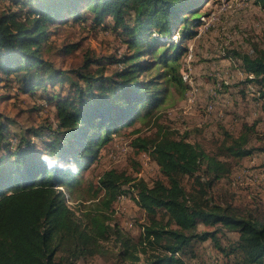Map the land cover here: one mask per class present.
<instances>
[{
    "label": "trees",
    "instance_id": "trees-1",
    "mask_svg": "<svg viewBox=\"0 0 264 264\" xmlns=\"http://www.w3.org/2000/svg\"><path fill=\"white\" fill-rule=\"evenodd\" d=\"M4 1L9 5L0 13V87L15 79L23 93L41 90L56 105L60 130L39 149L25 140L14 147L7 129L0 128V264H75L102 254L103 244L112 239L120 256L136 264H187L184 257L194 252L193 244L208 240L219 252L236 256V264H264V217L243 214L232 203L222 205L212 197L214 183L228 178L234 167L221 156L241 161L264 153V147H248L250 138L244 134L225 133L218 155L211 154L191 142L188 132L180 134L154 118L167 101L164 86L183 84L174 64L167 73L159 71L172 58L168 47L159 45L166 39L179 56L181 47L173 43L176 26L186 24L184 14H195L197 9L191 8L200 0ZM256 4L264 9V0ZM64 14L76 22L90 14L97 25L111 19L113 29L127 37L131 52L116 60L121 70L115 76L79 73L85 86L71 81L68 97L55 92L68 81L63 71L43 57L48 29ZM192 35L185 29L181 40ZM147 57L153 60L142 63ZM239 57L246 83L257 87V100L264 102V48L254 47L252 55ZM155 68L158 74L150 78ZM147 117L145 127L155 131L145 135L142 128L134 130L140 135L132 148L151 157L162 179L149 185L116 169L105 171L92 202L80 214L72 210L66 193L80 183L82 171L98 160L113 134ZM186 178L192 180L190 188ZM124 186H130L128 191ZM128 193L146 216L137 241L122 233L112 217L114 204ZM200 224L214 229L200 231ZM222 230L238 234L229 249L218 237Z\"/></svg>",
    "mask_w": 264,
    "mask_h": 264
},
{
    "label": "rangeland",
    "instance_id": "rangeland-1",
    "mask_svg": "<svg viewBox=\"0 0 264 264\" xmlns=\"http://www.w3.org/2000/svg\"><path fill=\"white\" fill-rule=\"evenodd\" d=\"M7 5L8 1L0 0V13ZM192 9H197L195 14H184L189 27L186 28L187 22L176 26L173 43L181 47L178 57L177 47L170 49L171 43L161 39L165 44L159 47H168V55L172 58L167 64L159 65V71L167 73L174 64L176 77L181 78L183 84L175 81L164 86L167 101L154 118L180 134L188 132L191 142L200 144L211 154L218 155L225 133L244 134L250 138L248 147H264V102L257 100V87L246 83L248 74L239 57L252 55L254 47L264 48V9L256 4V0H200V5ZM84 16L86 19L76 22L64 14L49 27V40L43 46L44 59L55 69L63 71L68 80L55 90L62 97L73 93L71 81L85 86V82L78 78L79 73H90L94 78H110L121 70L116 60L131 53L127 37L113 29L111 19L97 25L90 14ZM185 29L193 35L183 42L181 33ZM155 36L158 37L157 34ZM95 60L99 63L91 64ZM145 60L148 62L153 58L147 57L141 62ZM157 72L155 68L150 78ZM165 75L163 81L169 79ZM147 77L144 75L143 79ZM184 77H188V81ZM51 90L49 88V93ZM50 101L39 89L36 94L23 93L15 79L2 84L0 128L7 129L14 147L25 140L42 149L53 139L60 128L56 105ZM148 121V117L140 118L113 134L112 140L101 149L98 160L82 171L77 187L66 193L72 210L80 214L79 211L92 202L98 177L105 171L116 169L149 185L162 179L159 167L151 157L137 155L132 148L133 139L140 135L134 130L142 128L141 134L145 135L155 131L145 127ZM252 125H255L254 131L246 129ZM2 155L4 153L0 152V157ZM221 160L234 167L228 178L214 183L213 200L222 205L232 203L243 214L253 212L260 218L264 217V153L255 152L241 161L225 155ZM184 183L190 188L192 180L186 178ZM129 187L124 186V189L128 191ZM112 217L122 233L138 240L146 216L130 193L119 197L113 206ZM212 229L214 227L199 225L200 231ZM218 237L227 249L238 240V234L226 230H222ZM103 245L106 249L102 254L75 264H136L120 256L119 245L116 246L113 239ZM193 249L194 252L184 257L187 264L238 262L236 256L219 252L211 240L195 243Z\"/></svg>",
    "mask_w": 264,
    "mask_h": 264
},
{
    "label": "bare ground",
    "instance_id": "bare-ground-1",
    "mask_svg": "<svg viewBox=\"0 0 264 264\" xmlns=\"http://www.w3.org/2000/svg\"><path fill=\"white\" fill-rule=\"evenodd\" d=\"M187 81H188V77H184ZM124 197V196H121V198Z\"/></svg>",
    "mask_w": 264,
    "mask_h": 264
}]
</instances>
